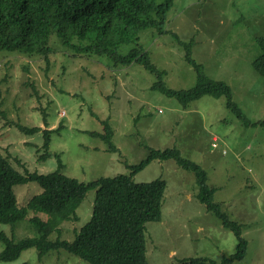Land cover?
<instances>
[{
    "label": "rangeland",
    "instance_id": "1",
    "mask_svg": "<svg viewBox=\"0 0 264 264\" xmlns=\"http://www.w3.org/2000/svg\"><path fill=\"white\" fill-rule=\"evenodd\" d=\"M165 33L147 29L139 45L151 63L164 72L163 84L188 90L197 72L185 57L187 50L206 77L224 82L242 113L238 118L224 96H203L186 108L152 86L157 81L139 63L114 66L106 56L73 55L51 37L47 60L0 51V153L18 172L48 174L57 168L82 183L100 177L130 175L148 149L175 148L200 166L213 201L229 220L241 226L247 242L245 256L232 264H264V79L254 70L264 36V0H174L167 13ZM73 44L78 42L73 41ZM131 47L123 46L120 52ZM46 122V123H45ZM113 131L116 152L98 136L104 125ZM17 126L38 128L23 133ZM50 135L49 156L43 160L44 130ZM166 182L159 222L145 224L149 264H171L188 258L220 263L235 254L232 231L198 201L194 174L173 160L152 161L132 176L135 183ZM19 207L41 192L36 183L13 187ZM95 191L86 193L76 210L78 220L65 221L49 240L72 242L89 222ZM29 216L13 225L0 224V234L15 242L36 237ZM3 244L0 241V251ZM0 264H87L63 251L42 257L30 248Z\"/></svg>",
    "mask_w": 264,
    "mask_h": 264
},
{
    "label": "trees",
    "instance_id": "2",
    "mask_svg": "<svg viewBox=\"0 0 264 264\" xmlns=\"http://www.w3.org/2000/svg\"><path fill=\"white\" fill-rule=\"evenodd\" d=\"M174 0H0V51L19 53L30 58L47 60L52 53L51 37L65 48L73 50V55L85 54L106 56L114 66H129L139 63L154 74L157 81L152 89L169 98H175L183 108L203 96L226 98V106L238 118L242 113L231 100V89L224 82L205 76L202 67L196 64L187 50L186 61L197 72L196 85L188 90L167 88L162 78L164 72L150 61L148 54L139 45V35L147 29L165 33L167 13ZM73 41L78 42L73 44ZM259 55L253 61L254 70L264 79V36L256 39ZM123 46L131 47L126 53ZM46 123V122H45ZM259 125L264 126V122ZM21 132L34 134L38 128L17 126ZM44 130L41 159L45 160L50 144V135L59 132ZM98 136L108 146V152H116L111 143L113 131L104 125ZM148 156L131 167L130 175L100 177L82 183L62 173L64 168L57 155V168L48 174L16 171L6 157L0 153V224L13 225L29 216V213L44 214L41 219L34 215L29 219L36 229L33 238L14 241L0 234L3 249L0 260L11 262L30 248L38 251L40 257L52 250H63L87 264H149L146 258L145 224L159 222L166 182L157 179L148 183H135L132 176L152 161L173 160L180 168L194 174L198 186V201L206 210L218 218L223 226L232 231L237 239L235 254L220 263L203 258L182 259L171 264H232L242 259L247 250V242L242 237L241 226L229 220L213 201L215 189L207 185L206 172L189 159L183 158L179 150L148 149ZM36 183L41 192L33 196L26 205L19 207L13 187L26 183ZM95 191L92 215L72 242L57 238L49 240L53 232L65 221L75 222L79 218L77 208L86 193Z\"/></svg>",
    "mask_w": 264,
    "mask_h": 264
}]
</instances>
